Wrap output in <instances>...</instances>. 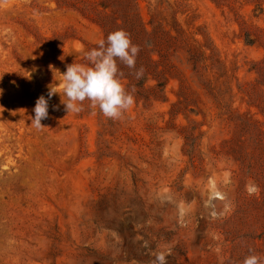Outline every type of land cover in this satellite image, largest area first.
<instances>
[{
    "label": "rangeland",
    "instance_id": "obj_1",
    "mask_svg": "<svg viewBox=\"0 0 264 264\" xmlns=\"http://www.w3.org/2000/svg\"><path fill=\"white\" fill-rule=\"evenodd\" d=\"M120 29L140 47L135 68L118 62L134 105L68 115L49 85ZM25 142L48 147L43 177ZM250 249L264 264V0H0V264H242Z\"/></svg>",
    "mask_w": 264,
    "mask_h": 264
},
{
    "label": "clouds",
    "instance_id": "obj_2",
    "mask_svg": "<svg viewBox=\"0 0 264 264\" xmlns=\"http://www.w3.org/2000/svg\"><path fill=\"white\" fill-rule=\"evenodd\" d=\"M139 52L140 47L132 43L130 34L125 30L110 33L106 41L100 40L97 48L85 54L90 66L74 62L66 65V72L63 74L57 70L62 81L56 87L49 85L48 98L59 94L68 115L82 112L83 103L87 100L93 110L99 108L105 117L113 120L122 118L124 112L134 105L135 98L122 83L121 77L124 73L120 71L119 63L135 68ZM143 72V68L139 69L135 73L136 78L141 79ZM57 88L62 89V94ZM49 99L41 95L35 103L31 124L37 129L45 128L42 121L49 117ZM92 114L95 115V111ZM247 190L250 195L259 191L253 185H249ZM178 210L183 218L184 206L178 205ZM249 251L250 254L244 258L242 264H260V258L254 250ZM169 255L170 251L154 252L152 264H168Z\"/></svg>",
    "mask_w": 264,
    "mask_h": 264
},
{
    "label": "bare ground",
    "instance_id": "obj_3",
    "mask_svg": "<svg viewBox=\"0 0 264 264\" xmlns=\"http://www.w3.org/2000/svg\"><path fill=\"white\" fill-rule=\"evenodd\" d=\"M6 99L8 100L9 103H11L13 101V97L11 95H6ZM6 110H7V114L4 116V121L7 124H12L14 122V120H15V116L16 115H15L13 109L6 107ZM1 126H2L3 130H5V131L7 130L6 125L1 124ZM37 135L39 137H41V136L45 137L43 131H41V130H39L37 132ZM45 140H46V143L49 145V147H51V149H52L50 151L51 154L53 156H56V153L53 151V148H54V145H55V141L52 138H48V137H45ZM24 149L26 151V156H27V158H26L27 159L26 169H28L29 171L31 170L30 162H32L33 164H37L38 168L40 170L39 171V176L43 177L44 176V174H43L44 162H45V159H47L46 156H47V153H48V147L47 146H40L38 149L37 148H32L30 146L29 142H25L24 143ZM64 154H65V150L61 151L60 157L64 158Z\"/></svg>",
    "mask_w": 264,
    "mask_h": 264
}]
</instances>
